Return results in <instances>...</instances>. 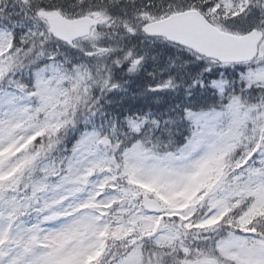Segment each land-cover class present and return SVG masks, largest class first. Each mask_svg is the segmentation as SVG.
Listing matches in <instances>:
<instances>
[{"label":"snow or ice","instance_id":"6c2138e0","mask_svg":"<svg viewBox=\"0 0 264 264\" xmlns=\"http://www.w3.org/2000/svg\"><path fill=\"white\" fill-rule=\"evenodd\" d=\"M0 264H264V0H0Z\"/></svg>","mask_w":264,"mask_h":264},{"label":"rangeland","instance_id":"374dc122","mask_svg":"<svg viewBox=\"0 0 264 264\" xmlns=\"http://www.w3.org/2000/svg\"><path fill=\"white\" fill-rule=\"evenodd\" d=\"M123 102H124V103H129L128 100H127V98H126ZM134 104H135V103H134Z\"/></svg>","mask_w":264,"mask_h":264}]
</instances>
